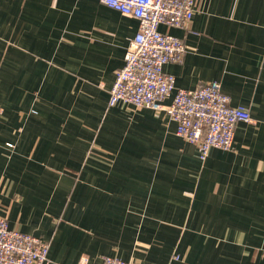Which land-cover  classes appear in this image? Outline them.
Listing matches in <instances>:
<instances>
[{
    "label": "crops",
    "instance_id": "crops-1",
    "mask_svg": "<svg viewBox=\"0 0 264 264\" xmlns=\"http://www.w3.org/2000/svg\"><path fill=\"white\" fill-rule=\"evenodd\" d=\"M138 29L99 0H0V216L44 264H264V0L159 25L187 47L176 87L218 80L251 113L204 160L166 111L110 105Z\"/></svg>",
    "mask_w": 264,
    "mask_h": 264
},
{
    "label": "built area",
    "instance_id": "built-area-1",
    "mask_svg": "<svg viewBox=\"0 0 264 264\" xmlns=\"http://www.w3.org/2000/svg\"><path fill=\"white\" fill-rule=\"evenodd\" d=\"M139 20L125 63L111 88L110 105L119 101L136 107L166 111L177 123V133L197 144L201 159L212 147L233 148L235 126L252 121L249 109L232 105L218 80L195 88L176 87V77L164 71L167 63L183 61L187 47L178 36L159 30L160 24L186 27L196 10V0H99ZM172 96L171 103L165 100ZM49 244L43 238L9 226L0 216V264H44ZM79 264H91L83 258ZM99 264H136L106 255Z\"/></svg>",
    "mask_w": 264,
    "mask_h": 264
}]
</instances>
